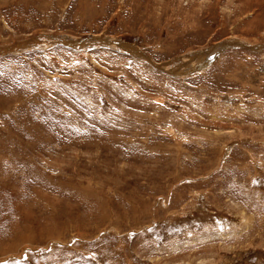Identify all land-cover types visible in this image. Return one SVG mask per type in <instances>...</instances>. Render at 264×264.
<instances>
[{
    "label": "rangeland",
    "instance_id": "rangeland-1",
    "mask_svg": "<svg viewBox=\"0 0 264 264\" xmlns=\"http://www.w3.org/2000/svg\"><path fill=\"white\" fill-rule=\"evenodd\" d=\"M45 35L130 46L0 55V264H264V0H0Z\"/></svg>",
    "mask_w": 264,
    "mask_h": 264
},
{
    "label": "bare ground",
    "instance_id": "bare-ground-1",
    "mask_svg": "<svg viewBox=\"0 0 264 264\" xmlns=\"http://www.w3.org/2000/svg\"><path fill=\"white\" fill-rule=\"evenodd\" d=\"M51 38V39H56V40H61V41H65V42H72V41H74V39H76V38H71L72 36H70V37H68V40H67V37L65 36H58V37H53V36H40V37H38V39L36 38V39H34V40H32V41H30L29 43H27V42H25V41H22V42H20V43H18V44H16V45H13V46H15L16 48H17V50H24L25 48H27V50L28 49H30V48H32V46H36L37 45V43H38V45L36 46L37 48H45V47H48L49 45L51 46V45H53V41H51L50 39H46V38ZM106 39H108V40H110V41H106L105 43H106V45L107 46H110L111 48L113 47V48H116V49H118V50H122L121 48H123L124 50H127L128 51V49L126 48V46H123V45H119V44H115L114 42V39H112V38H109V37H105ZM98 39H102L101 37H98V36H96V37H92V38H86V39H82V41L79 43V45H77V47H75V46H72L73 48H75V50L77 49V50H85V49H87V48H90V47H93V46H95V45H100V40H98ZM67 40V41H66ZM109 42H111V43H113V44H109ZM236 42H239V44L238 45H242L243 43L242 42H240V41H235V43ZM73 43V42H72ZM119 43V42H118ZM231 43V42H230ZM232 44V43H231ZM101 45H103L104 46V42L103 43H101ZM229 45V44H228ZM224 46V45H223ZM0 48H2L3 50H9V49H12V48H14V47H12V45H10V46H0ZM19 48V49H18ZM213 48H218V47H213ZM221 48H223V47H221ZM258 49V48H257ZM21 52V51H20ZM213 51L210 49V50H208L205 54H206V56L208 55V54H210V53H212ZM193 58V57H192ZM186 59H188V63L189 64H186L185 66H186V68L184 67V68H181V69H179V70H177V68L176 67H174L173 66V70L174 71H181V70H183V69H185V70H183V72L184 71H186L187 69L188 70H191L192 69V67H193V65L194 64H192L194 61H189V56H185V57H183V58H180V61H179V63H181L182 61H184V60H186ZM198 60H200V58L198 59ZM176 63H178V60H176V61H174L173 62V65L174 64H176ZM172 64V63H171ZM188 66H190L191 68H189ZM164 67V69L165 70H168V69H170L171 67H172V65H170V64H166V65H164L163 66Z\"/></svg>",
    "mask_w": 264,
    "mask_h": 264
},
{
    "label": "water",
    "instance_id": "water-1",
    "mask_svg": "<svg viewBox=\"0 0 264 264\" xmlns=\"http://www.w3.org/2000/svg\"><path fill=\"white\" fill-rule=\"evenodd\" d=\"M46 36V35H45ZM47 36H49V35H47ZM50 37V36H49ZM38 39V37H35V38H31V39H27L25 42H27V43H29L30 41H32V40H34V39ZM102 38V37H101ZM46 39H50L51 41H53V44H55V43H60V44H62L63 46H75V47H77V45H79V43L82 41V39H74V41H72L71 43L70 42H65V41H61V40H56V39H51V38H46ZM67 40H68V38H67ZM66 40V41H67ZM98 40H100V42L101 43H103L104 42V45H106V41L108 42V41H110V40H108V39H106V38H102V39H98ZM119 42V43H118ZM101 43H100V45H101ZM115 44H121V42L119 41V40H116L115 42H114ZM16 44H18V43H15L14 45H16ZM109 44H113V43H110L109 42ZM228 44H230L229 42H227L226 43V45H228ZM121 45H123V44H121ZM224 45V44H223ZM95 46H97V45H95ZM124 46H130V45H128L127 43L124 45ZM12 47H14V48H12V49H9V50H3L2 48H0V55H6V54H9V53H20V51L22 52V51H26L27 50V48H25L24 50H17V48L15 47V46H13L12 45ZM110 47V46H109ZM19 49V48H18ZM255 51H257V48H253ZM124 51H126V52H129V50L127 51V50H124ZM177 60H179V59H177ZM204 67H205V64H200V65H197V66H193L192 67V69L191 70H186V71H184V72H182V75H189V74H191V73H194V72H196V71H199V70H202V69H204ZM198 68V69H197ZM194 69H196V70H194ZM178 70V69H177ZM167 71H169L170 73H174V74H176V75H178V73H180V71H174L173 69H168Z\"/></svg>",
    "mask_w": 264,
    "mask_h": 264
}]
</instances>
